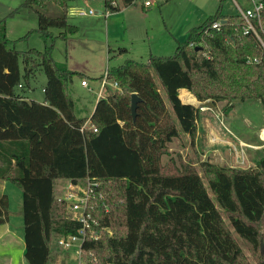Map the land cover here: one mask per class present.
Here are the masks:
<instances>
[{
  "label": "trees",
  "instance_id": "trees-1",
  "mask_svg": "<svg viewBox=\"0 0 264 264\" xmlns=\"http://www.w3.org/2000/svg\"><path fill=\"white\" fill-rule=\"evenodd\" d=\"M102 1L108 12L136 2ZM47 2L59 5L62 14L37 9L38 26L16 40L0 20V178L22 191L28 263L50 264L53 241L82 226L58 199L56 183L68 179L90 184L89 211L98 222V238L88 232L82 244L84 264H253L243 244L256 264H264V155L250 167L207 159L198 166L179 164L173 157L163 162L173 138L186 133L194 143L197 137L201 108L183 102L181 88L200 102L226 101L227 114L249 98L264 105V47L256 36L244 33L238 15L223 14L220 0L174 54H150L146 62L129 57L109 67L107 78L119 89L109 88L89 118L77 115L70 91L74 77L84 73L52 57L55 39L79 30L69 21L68 0L22 5L44 9ZM216 20L219 28L212 27ZM35 31L52 42L43 50L16 48ZM39 70L47 76L44 101L16 88ZM133 93L141 98L135 118ZM10 215L3 194L0 223Z\"/></svg>",
  "mask_w": 264,
  "mask_h": 264
},
{
  "label": "rangeland",
  "instance_id": "rangeland-1",
  "mask_svg": "<svg viewBox=\"0 0 264 264\" xmlns=\"http://www.w3.org/2000/svg\"><path fill=\"white\" fill-rule=\"evenodd\" d=\"M23 1L24 0H0V20L4 19L7 27V35L12 40L24 36L29 30L38 26L37 9H42L50 16H59L62 14V8L54 2H47V7L43 9L39 6L25 7L22 5ZM238 1L243 6L252 4L251 0ZM88 2H90L89 5L83 4L82 0H68L69 5L86 10L92 8L94 12L97 13L95 15H89L88 17H69L71 23L78 24L79 32L76 35H71L68 39H55L52 57L57 62L66 63L68 67L84 73L88 78L89 84L94 86L95 93L96 89L100 86V80L96 78L103 75L109 67L122 63L127 57L124 54L117 53L118 55H115L113 51L110 53L109 49L116 50L119 46L130 48V45H133L136 59L146 62L149 56L145 55L142 57L138 55L142 53L146 46L148 47L146 41H148V38L151 37L153 33L151 27H154V32H156V38L153 40L160 41L165 37L164 30L167 28V26H165L166 23L177 25L179 28L181 26L180 30L183 31L185 21L190 20L191 23H194L193 25H197L201 23L205 17L213 14L220 4L219 0H156L153 7L148 11L142 6V0H136V4L131 6V17L128 19V12L120 13L121 11H116L107 14L102 0H88ZM197 8L199 9L198 11ZM223 10L229 11L230 15L233 16L236 15L237 12L233 0H223L222 11ZM142 12H150L149 17H145ZM128 20L136 25L135 28L134 26L131 28V26L126 23ZM117 40L119 41L117 42ZM139 40L142 41L140 42ZM51 42V40L46 41L39 32L35 31L27 38H22L17 41L16 48L20 50H28L30 48L43 50L46 44ZM160 51H163L161 53L163 55H172L175 52V47L170 49L162 48ZM21 61L20 66L23 71ZM155 78L157 79V77ZM46 82V74L39 70L36 73V77L30 78L28 84L22 82L21 86L18 85L16 88L22 94L27 92L32 98L41 101L44 97V86ZM70 91L74 100L77 101V106H80L81 101L86 102L90 100L93 103L96 97L95 94H92V91L81 84V77L79 76L74 77ZM199 102H196L197 106ZM224 106H226V101L219 102L213 107L201 108L198 119L200 126H202L204 121L203 114H205L209 117V119L206 120L209 121V127L216 129V133L219 135H221L222 132L227 133V130L223 129L224 126L222 125L226 124L234 133L238 135L250 134L249 139L259 142L257 129L260 125L264 124V105L262 101L259 98H249L243 102H235L234 107L230 111L228 109V114L225 112ZM78 111L77 109V112ZM214 112L218 114L219 118L216 117ZM89 113L86 115H89ZM219 126L222 128L219 129ZM203 141L204 140H202V142ZM235 141L236 143L234 144L239 146V157H237V153H232L234 152L232 147L233 151H230L232 155L225 151L214 155V151H211L210 160L219 164L230 162L235 166H247L251 156L249 157L248 155L247 157L243 153V150L240 149L241 145H239V141L236 139ZM197 143H191L190 137L183 134L180 139H176L174 144H172L173 151L168 154L169 157H164V162L168 160L167 158L173 157L179 164L180 161L186 160L198 166L201 161L207 159H204L203 156L207 145L203 142L204 145L202 148L205 151L201 149L203 151L201 154L198 152L199 145ZM217 145L216 143L212 144L210 148ZM220 155H223V157ZM257 155L258 157L263 156V150L258 151ZM212 158H217L218 161L212 160ZM256 158L257 156H255L254 159ZM70 183V180H64L59 183V186H56L59 187V192L57 191L58 196L64 195L63 193L67 190ZM79 186L85 189L87 185L79 184ZM7 194H10L11 211H18L21 208L22 202L21 189L15 184L9 183L7 185ZM242 246L250 261L256 264L255 255L246 245L243 244ZM66 258L67 260L64 259L66 262L63 264H78L77 256L74 255L72 251L66 253Z\"/></svg>",
  "mask_w": 264,
  "mask_h": 264
},
{
  "label": "crops",
  "instance_id": "crops-1",
  "mask_svg": "<svg viewBox=\"0 0 264 264\" xmlns=\"http://www.w3.org/2000/svg\"><path fill=\"white\" fill-rule=\"evenodd\" d=\"M82 1H83V4H87V5L90 4V2H88V0H82ZM155 2H156V0H154L153 4L150 7H145L143 5V3H142V6L144 7V9L149 11L153 7ZM219 2H220V0H219ZM233 3L235 5V7L237 8L236 15H238L239 14L238 7L234 1H233ZM134 4H136V2L129 5V6H121V8L119 10V11H121L120 13L128 12L127 18L129 19L131 17L130 9H132L131 6ZM240 5L242 7H250L252 4H248L247 6H243L240 3ZM75 9H76V7L69 5V10H68L69 17H75V16H82V17L87 16L88 17L89 15H95L97 13V12H94V14H85V15L73 14V11ZM90 9H92V8H90ZM87 10H89V9H87ZM198 10L199 9L197 8V11ZM149 13L150 12L143 13V14L145 17H149V15H150ZM223 14L230 15V12L223 10ZM199 16H201V15H199ZM205 19H206V17H205ZM203 21H201V23ZM126 23H128L131 26V28H132V26H134V28L136 26L132 21H129V20L126 21ZM201 23H198L197 25H199ZM73 24L78 26V24H76V23H73ZM184 24H185V27H184V30L182 31V30H180L181 26L179 28V27H177V25L175 26L174 24L170 25V23L169 24L166 23L165 26H167V28H165V30H164V33H165L164 36L165 37L162 38L160 41L153 40L154 38H156V32H154L155 31L154 27H151V30L153 31V33H152L151 37L148 38V41H146L148 43V47L146 46L145 49H143L142 53L138 56L144 57L145 55L150 56V54L163 55V54H161L163 51H160V50H162V48H166V49H168V48L170 49V48H174V47L176 48L179 41H183V40H185V38H187L186 36H188L191 28L194 26H197V25H193L194 23H191L190 20L185 21ZM149 25H151V24H149ZM179 25H180V23H179ZM55 32L58 33L59 31L55 30ZM78 32H79V30H78ZM76 34H74V35H76ZM118 41L119 40H117V42ZM139 41L141 42L142 40H139ZM132 44H133V42H132ZM119 47H122V46H119ZM125 48L127 49V52L124 53V55L127 56L126 58L130 57V58L136 59V57H135L136 55L134 53L135 49H134L133 45L132 46L130 45V48L129 47H125ZM69 68L72 69L71 67H69ZM72 70H75V69H72ZM83 79H86L88 81L87 76H85L84 78H81V81ZM88 83H89V81H88ZM84 87H86V86H84ZM86 88H88V90L92 91V94L96 95L95 100L93 103L90 100H88L86 102L81 101L80 106H77V101H75L76 113L78 116H84V117L90 118L96 109L97 102L100 99L105 98L108 95L109 88L110 89H115V88H113L112 86H110L108 84L104 85L102 80H100V86L96 89V93L94 92L95 91L94 86L90 85V88L89 87H86ZM179 92H180V98L182 99L183 102L191 103L194 105H196V102H199L198 99L193 95V93L188 91L186 88H181L179 90ZM183 93H184V95L186 94L184 97H183ZM24 96H26L27 98H30V99H34L27 92H24ZM38 101H40V100H38ZM41 101H44V97ZM77 109L80 112L79 111L77 112ZM87 113H89V115H86ZM214 114L216 115L217 118H219L218 114L216 112H214ZM203 115H204L203 116L204 121L202 123V126H200L199 122L197 123L198 124V131H197V137L195 139V142L196 143L198 142L197 143L199 145L198 152L201 154L203 153V151H205L202 148V146L204 145L203 142H205V144L207 145L206 151L203 153L204 159H206V158H207V160L211 159V154H210L211 151H214V155L220 154L222 151H225L226 153H231L230 151L232 150V147L234 150V152H232V153H237V157H239L240 156L239 155V148H238L239 146L234 144V143H236L235 139L239 141V145H241L240 149L243 150V153L247 157H248V155H249V157L251 156V158L248 161L249 163L247 166H235V165L231 164L230 162L222 163L223 165L235 166V167H250V166H254L256 164V161L259 160L261 157H263V156L258 157L257 152L263 150V155H264V140L262 139V134H261V131L264 127V124L260 125L257 129L258 130V136H259V142H257V141H252L251 139H249L250 134L238 135V134L234 133L228 126H226V124L225 125L222 124V125L224 126L223 129L227 130L228 134L226 132H222L221 135H219L218 133H216V129H214L213 127H209V125H210L209 121H206L209 119V117L206 116L205 114H203ZM87 123L90 124V119L88 120ZM218 128L221 129L222 127L220 128V126H219ZM183 134H186V133H182V135ZM222 134H224V135H222ZM182 135H181V137H182ZM186 135L189 136V134H186ZM181 137H175V138H173V140L171 142H169V144H168L169 145V153L173 151L172 144H174L176 139L178 140ZM190 140H191V138H190ZM202 140H204V141L202 142ZM201 143H202V145H201ZM215 143L218 145L210 148L211 145L215 144ZM232 153H231V155H232ZM220 156L223 157V155H220ZM255 156H257L256 159H254ZM164 157H169V155L166 154L163 156V162H164ZM167 159H169V158H167ZM213 159L215 161L217 160V158H212V160ZM64 180L68 181V179L58 180V182L56 183V186L57 185L59 186V183L61 181H64ZM9 183H10L9 181L0 178V197L3 194H7V185ZM56 186H55V188H56V192H57L59 190V187H56ZM66 186H64V187H66ZM7 195H8L9 200H10V194H7ZM10 210H11V201H10ZM57 239H55L53 241V245H52V258L53 259L51 261V264H63L64 262H66V261H64V259L67 260L66 253H70V251H72V250L63 249L58 244ZM73 254H74V252H73ZM0 264H29L26 257H25L24 217H23L22 202H21V208L18 211H13V210L11 211L10 218L7 222L0 223Z\"/></svg>",
  "mask_w": 264,
  "mask_h": 264
},
{
  "label": "built area",
  "instance_id": "built-area-1",
  "mask_svg": "<svg viewBox=\"0 0 264 264\" xmlns=\"http://www.w3.org/2000/svg\"><path fill=\"white\" fill-rule=\"evenodd\" d=\"M233 1L237 5L239 11L237 22L242 23L244 33L255 35L264 47V0H251L252 5L250 7H242L238 0ZM153 2L154 0H142V3L145 7H150ZM106 13L108 14L109 12L107 11ZM73 14H94V10L76 8L73 11ZM220 24V20H216L212 23V27L219 28ZM102 82L104 85L108 84L115 89H119L117 82L111 81L107 78V70L103 74ZM81 84L90 88V85L86 79H83L81 81ZM261 134L262 139L264 140V127L261 131ZM89 186H86V188L84 189L80 187L79 184L73 183L71 181L67 190L64 191V195L58 196V199L60 201L65 202L69 218L81 222L82 225L79 228L78 233L61 236L57 239L58 244L63 249L72 250L74 252V254L77 256L78 264H84L85 262L82 257V244L88 232H90V235L92 237L98 238L99 236V233L93 230V225H97L98 222L93 217L92 212L89 211ZM93 261H96V259H94Z\"/></svg>",
  "mask_w": 264,
  "mask_h": 264
},
{
  "label": "water",
  "instance_id": "water-1",
  "mask_svg": "<svg viewBox=\"0 0 264 264\" xmlns=\"http://www.w3.org/2000/svg\"><path fill=\"white\" fill-rule=\"evenodd\" d=\"M201 49L200 47H196V50ZM141 101V98L139 97V95L137 93H133L131 96V110H132V114L133 117L135 118L137 115V107H138V103ZM200 108H204V107H213V103L210 100L204 101V102H199L198 105Z\"/></svg>",
  "mask_w": 264,
  "mask_h": 264
},
{
  "label": "bare ground",
  "instance_id": "bare-ground-1",
  "mask_svg": "<svg viewBox=\"0 0 264 264\" xmlns=\"http://www.w3.org/2000/svg\"><path fill=\"white\" fill-rule=\"evenodd\" d=\"M184 92V91H183ZM186 95V94H185ZM184 93H183V97L185 96ZM194 98V97H193ZM195 100V99H194Z\"/></svg>",
  "mask_w": 264,
  "mask_h": 264
}]
</instances>
